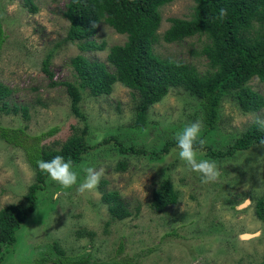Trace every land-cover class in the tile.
Masks as SVG:
<instances>
[{
  "label": "rangeland",
  "instance_id": "obj_1",
  "mask_svg": "<svg viewBox=\"0 0 264 264\" xmlns=\"http://www.w3.org/2000/svg\"><path fill=\"white\" fill-rule=\"evenodd\" d=\"M69 1L0 0V23L7 38L0 52V81L13 91L10 106H25L30 113V120H25L22 113L3 110L0 102V125L24 128L32 137L57 129L41 143L47 150L60 151L70 139L83 137L92 149L73 166L78 182L84 179L85 167H103L105 175L96 189L84 193L49 178L36 211L0 264H53L41 262L60 250L70 258L90 257L94 264H264V222L257 216V203L264 196V147L226 159L199 150L198 160H214L220 173L205 184L180 160L176 145L162 159H152L157 158L153 152L176 141L186 124L202 121L201 138L207 133L200 100L186 88H173L160 103L148 107L142 124L137 112L140 96L121 83L110 96L94 97L89 89L83 90V117L75 114L72 97L61 85L77 81L72 61L82 55L112 70L107 61L110 49L128 39L104 24L92 41L105 45V50H80V42L67 40L70 23L64 13ZM195 6L194 0H176L163 7L161 38L171 27V18L190 20ZM207 43L205 37L177 44L161 39L155 52L191 64L205 75L211 71L203 54ZM49 55L51 73H46L44 61ZM249 86L264 99L263 82L255 78ZM258 119L264 120V107L245 113L236 97L227 95L212 148L226 150ZM111 136L118 141L105 144ZM119 143L149 155L122 154ZM166 180L179 199L159 212L153 208V196ZM36 182L37 171L25 151L0 140V211L10 205L26 207ZM110 193L118 194L131 212L129 218L119 220L111 214L103 200Z\"/></svg>",
  "mask_w": 264,
  "mask_h": 264
},
{
  "label": "trees",
  "instance_id": "obj_2",
  "mask_svg": "<svg viewBox=\"0 0 264 264\" xmlns=\"http://www.w3.org/2000/svg\"><path fill=\"white\" fill-rule=\"evenodd\" d=\"M176 0H70L64 13L70 23L68 41L80 42L82 51H103L105 45H97L92 39L101 26L106 24L116 33L127 36L124 45L110 49L107 61L110 67L100 61H90L79 55L72 61L77 74V81L64 82L72 97L75 114L83 117L80 104L83 90L89 89L94 97L110 96L114 86L121 83L136 92L139 97L137 105L138 122L142 124L146 109L165 99L173 88L184 87L200 100L204 116L206 134L200 150L215 159L234 158L238 153L250 151L256 146L264 147V129L258 123L253 124L233 144L224 151L212 148L214 136L221 123L223 100L227 95L236 97L245 113L257 112L264 107V99L254 92L249 83L258 78L264 83V0H194L196 6L192 19L171 18V27L160 36L162 24L161 9ZM221 8L227 9V16L220 17ZM194 37L208 40L203 48L211 71L202 75L198 69L186 62L162 58L155 52V46L163 39L167 44L183 43ZM6 34L0 23V52ZM52 56L44 61V71L49 68ZM55 86L59 85L57 83ZM13 91L0 81V102L2 109L13 114H21L30 120L29 109L25 106L9 104ZM57 129H52L40 136L32 137L24 128H10L0 125V140L8 145L23 149L29 163L37 171V182L27 195L26 207L10 205L0 211V263L13 251L18 236L27 219L36 211L39 193L48 188L50 176L37 167L38 160H50L62 155L71 159L73 166L81 164L85 155L92 149L83 138H72L60 151L47 150L41 143L52 137ZM118 141L115 136L105 140V144ZM120 144L122 154L149 155L144 149L134 145L125 147ZM177 142L164 146L160 153L153 152L157 158L170 150ZM178 193L171 181L166 180L153 196V208L163 212L178 203ZM109 205L111 214L125 220L131 212L124 206L117 193L103 197ZM257 216L264 222V196L257 203ZM53 264H94L90 257L70 258L60 250L49 260L41 263Z\"/></svg>",
  "mask_w": 264,
  "mask_h": 264
},
{
  "label": "clouds",
  "instance_id": "obj_3",
  "mask_svg": "<svg viewBox=\"0 0 264 264\" xmlns=\"http://www.w3.org/2000/svg\"><path fill=\"white\" fill-rule=\"evenodd\" d=\"M227 9L221 8L220 17L227 16ZM257 123L264 129V120H257ZM203 128L202 121H195L186 124L176 134L178 155L191 171L201 175L202 183H210L215 181L219 176L217 163L214 160L199 159V150L204 146L205 141L201 138ZM37 167L40 171L47 173L50 178L63 188L77 186V190L81 193L92 191L99 186L101 179L105 175V169L95 167H85L83 169L85 176L82 182L79 181L78 172L74 170L71 159H65L62 155L54 156L50 160H38Z\"/></svg>",
  "mask_w": 264,
  "mask_h": 264
}]
</instances>
